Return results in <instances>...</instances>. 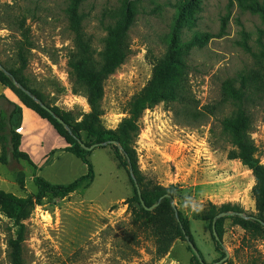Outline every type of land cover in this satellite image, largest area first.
<instances>
[{
  "label": "rangeland",
  "instance_id": "obj_1",
  "mask_svg": "<svg viewBox=\"0 0 264 264\" xmlns=\"http://www.w3.org/2000/svg\"><path fill=\"white\" fill-rule=\"evenodd\" d=\"M67 1L0 0V65L16 66L18 49L23 46L27 64L22 73L29 86L49 107L60 114L69 113L77 122L90 107L81 93L73 92L68 72L72 34L64 10ZM199 1L197 20L183 29V37L190 39L196 34L203 38L190 49L188 78L198 109L211 112L193 122L186 120L183 112H176L175 104L166 101L146 108L134 142L137 164L146 179L162 187H173V204L189 218L195 246L205 263L264 264V238L251 237L233 219L226 218L223 249L218 250L208 223L196 218L210 204L218 208L229 203L239 208L242 215L257 213L253 173L230 157L233 148L220 134L219 119L232 109L231 104L223 102L222 83L239 74L255 78L257 81L252 80L251 85L256 99L249 104L251 137L257 148L255 154L264 164V73L260 59L241 44L244 31L249 36L248 44L257 53L258 30L264 40V20L258 13L240 7L237 0ZM175 2L144 3L145 12L138 14L129 31L130 54L104 82L101 121L105 127H117L127 116L132 96L151 77L153 66L163 53L162 37L172 22ZM116 3L117 0H87L82 6L83 27L92 37L96 51L101 50L105 35L102 13ZM59 139L60 145L54 147L56 154L51 151L48 157L51 160L56 155L59 160L44 167L41 175L52 183L67 184L86 168L82 162L70 165L59 154L65 143ZM37 150L40 152L39 145ZM5 155V162L0 158V189L19 197L35 194L36 168L28 160L12 156L9 150ZM89 158L95 173L89 186H80L62 198L46 195L24 220L25 263L188 264L192 253L181 239H176L164 256L156 255L151 229L139 217L134 219L138 207H129L125 202L133 195V187L111 149L96 147ZM60 163L67 172L58 169ZM16 228L0 210V264H8L7 241L9 236H15ZM223 252L227 256L223 257Z\"/></svg>",
  "mask_w": 264,
  "mask_h": 264
},
{
  "label": "trees",
  "instance_id": "obj_2",
  "mask_svg": "<svg viewBox=\"0 0 264 264\" xmlns=\"http://www.w3.org/2000/svg\"><path fill=\"white\" fill-rule=\"evenodd\" d=\"M85 1L87 0H68L64 9L68 29L72 34V46L67 53L72 90L74 93H81L90 107V111L84 114L80 121L75 122V117L69 113L60 114L49 107L43 98L29 86L27 78L22 73L27 64L23 46L18 49L16 66L8 67L1 63L0 83L12 90L23 105L45 118L66 141L65 150L78 157L87 168L83 175L67 184L51 183L44 177L34 174L33 181L37 190L33 195L19 197L0 189V210L11 218L17 227L15 236H9L7 241L8 264H26L23 255L26 237L24 220L29 217L35 205L40 204L48 194L62 198L80 186L87 187L91 184L95 176L93 164L89 158L93 150L88 148L91 145L95 148L109 147L117 160V165L126 171L133 187V195L126 198L125 202L129 207L132 205L138 207V211H134V219L139 217L142 223L151 229L155 238L156 255L164 256L172 243L176 239H181L187 243V248L192 253L188 264H207L200 250L195 246L189 218L173 204L175 197L173 187H162L146 179L138 167L134 147L135 138L140 129L139 119L143 111L160 101L175 104L176 112H183L188 121H201L205 113L211 112L204 111V108L198 109V103L191 91L188 78L190 49L196 40L201 41L203 38L196 34L190 39L183 37V29L194 25L197 20V12L201 8L200 1L176 0L173 4V19L168 31L162 37L163 53L157 58L147 83L128 102L127 116L122 118L115 128L105 127L101 121L104 82L130 54V28L138 14L145 12L144 3L154 0H117L115 5L107 7L101 19L105 35L102 38L103 46L100 51L94 49L92 37L85 32L83 27L85 13L82 6ZM237 1L240 7L258 13L264 20V0ZM258 32L257 53L248 44L249 36L244 31L241 44L245 50L260 59L259 63L264 73V40L262 31L258 30ZM262 76L264 77V74ZM252 80L257 81L245 74H239L238 78L222 83L223 102L231 104L232 109L219 119V129L221 136H224L233 148L230 157L241 161L253 173L255 183L252 193L257 213L242 215L239 208L229 203L222 204L218 208L210 204L208 208L199 211L196 218L208 223L211 237L218 250L223 249V221L226 218L233 219L251 237L264 238V164L260 163L255 154L257 148L251 137L253 121L249 112V104L256 99V93L252 91ZM236 83L239 85L236 86ZM37 99L47 107H42L36 101ZM20 123L21 107L1 94L0 158L5 162V154L9 150L12 156L24 158L36 168L28 154L19 149L20 134L17 129ZM133 179L138 184L140 196ZM154 204L156 205L152 209H147ZM228 211H233L234 214L217 216L221 212ZM216 216L213 226L212 222ZM213 228L217 238L212 232ZM188 242L194 244L198 256L192 251ZM222 256L225 257L226 253L223 252Z\"/></svg>",
  "mask_w": 264,
  "mask_h": 264
},
{
  "label": "crops",
  "instance_id": "obj_3",
  "mask_svg": "<svg viewBox=\"0 0 264 264\" xmlns=\"http://www.w3.org/2000/svg\"><path fill=\"white\" fill-rule=\"evenodd\" d=\"M1 94H3L9 101L14 102L21 107V123L17 129L20 134L19 149L29 155V157L31 158V160L33 161L36 167L37 174L42 176L41 173L44 167L53 166L59 160L58 156L56 155L54 159L51 157V160L48 157L51 151H53V153L56 154V152H54V147H56L57 144L60 145L59 137L61 136L45 118L40 117L34 110L23 105L18 99V97L14 94V92H12V90H10L7 86H4L3 84L0 83V95ZM40 129L42 130L39 131ZM38 145L40 147V152L37 150ZM66 146L67 143L65 141V143H63L62 146H60L59 154L65 156V158L70 162V165L80 164L79 162L82 161L71 152L66 151L65 150ZM35 149L37 150V154H36L37 158H35L34 156V154L36 153ZM63 168L64 171H62V173L68 171L67 167L60 163L58 169L63 170ZM86 170L82 168V171H80L78 176L74 178L76 179L79 176L83 175L86 172Z\"/></svg>",
  "mask_w": 264,
  "mask_h": 264
},
{
  "label": "water",
  "instance_id": "obj_4",
  "mask_svg": "<svg viewBox=\"0 0 264 264\" xmlns=\"http://www.w3.org/2000/svg\"><path fill=\"white\" fill-rule=\"evenodd\" d=\"M0 69H2V66H1V65H0ZM15 84H16L17 86H19L18 83L15 82ZM36 101L39 102L38 100H36ZM39 103L41 104L42 107H44V105H43L41 102H39ZM59 121L62 122V120H61L60 118H59ZM81 144H82V143H81ZM88 148L92 150V149L95 148V146H94V145H91V146L88 147ZM133 181H134V184H135L136 190H137V192H138V195L140 196V190H139L138 184H137V182H136L135 179H133ZM141 203H142V205H143L142 200H141ZM155 205H156V204H154V205L148 207L147 209L150 210V209H152ZM227 214H232V212H229V211H228V212H221V213H219L217 216H223V215H227ZM217 216L214 217V219H213V222H212L213 226H214V222H215ZM212 232H213L214 236L217 238V234H216V231L214 230V228H213ZM188 244L190 245L192 251L198 256V252H197V250H196L194 244H192V243H190V242H188ZM226 256H227V255H226Z\"/></svg>",
  "mask_w": 264,
  "mask_h": 264
}]
</instances>
